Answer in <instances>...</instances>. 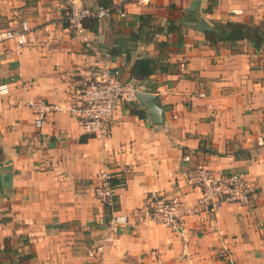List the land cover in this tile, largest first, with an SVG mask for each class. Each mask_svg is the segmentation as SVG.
Wrapping results in <instances>:
<instances>
[{
    "label": "crops",
    "instance_id": "0c3cea01",
    "mask_svg": "<svg viewBox=\"0 0 264 264\" xmlns=\"http://www.w3.org/2000/svg\"><path fill=\"white\" fill-rule=\"evenodd\" d=\"M112 1L125 17L77 31L64 24L63 0H0V30L25 21L32 38L23 47L0 41V85L8 88L0 95V173L9 166L12 174L9 186L0 179V264H264V51L247 41L212 47L196 31L200 15L258 23L264 0H200V13L188 9L191 0ZM169 20L182 26L158 31ZM146 56L163 68L133 78L132 62ZM102 67L157 94L163 124L153 125L137 100L139 115L121 101L106 136L82 132L71 109ZM30 99L66 110L37 128ZM198 164L242 172L254 194L247 204L187 214L177 228L142 222L152 192L197 201L185 171ZM105 166L116 180L114 208L95 194ZM116 212L130 223L113 225Z\"/></svg>",
    "mask_w": 264,
    "mask_h": 264
},
{
    "label": "built area",
    "instance_id": "2783aa9c",
    "mask_svg": "<svg viewBox=\"0 0 264 264\" xmlns=\"http://www.w3.org/2000/svg\"><path fill=\"white\" fill-rule=\"evenodd\" d=\"M97 1L98 5L95 8H87L81 6L80 0H63L68 27L83 31L85 19L126 16L122 3L107 4L104 0ZM147 1L149 0H141V2ZM234 11L239 12V10ZM3 40H12L18 47H23L32 40L31 28L27 22L23 21L12 28L0 30V41ZM96 76L84 83L80 93L81 105L76 110H71L77 112L82 132L106 136L116 108L121 101H135L137 87L122 81L115 72L106 67H102ZM7 92V86L0 85V95H5ZM26 105L33 114L37 128L41 127L48 115L66 110L63 105L45 100L30 99ZM185 176L187 184L200 192L197 201L188 205L180 197L165 198L152 192L148 196L147 204L140 210L139 216L142 222L150 220L177 228L187 214L198 211L212 213L224 202L247 204L256 187L242 172L217 173L203 164L188 168ZM114 179L110 169L107 166L103 167L99 171L95 189L97 198L109 208H114L116 203ZM111 223L117 227H123L130 221L127 215L116 212L112 216ZM219 256L223 254L220 253Z\"/></svg>",
    "mask_w": 264,
    "mask_h": 264
},
{
    "label": "trees",
    "instance_id": "16d2710c",
    "mask_svg": "<svg viewBox=\"0 0 264 264\" xmlns=\"http://www.w3.org/2000/svg\"><path fill=\"white\" fill-rule=\"evenodd\" d=\"M112 0H104V3L111 4ZM142 20V18H140ZM95 18L85 19L83 24L87 21H94ZM67 26V21L64 23ZM182 26L180 23L173 20H169L166 28H157L158 31L164 29L166 33H171L178 31ZM215 29L212 32L205 34V40L209 46H217L220 43H228L229 45L237 44L241 41L251 42L255 47L262 48L264 51V20H260L258 23H241L235 21H225V22H216L214 23ZM144 25H140L139 31L141 33L133 34L132 38L134 41L139 37V34L142 35V29ZM158 46L167 47V43L159 42ZM121 51L111 50L112 54H119ZM163 68L161 65L155 62L151 57H138L136 58L130 67V75L133 78L145 79L149 75L154 73L156 70ZM131 113H136L139 115V112L136 111V104L130 102L128 104ZM84 137H81V141L84 140ZM116 183V180L113 181V184Z\"/></svg>",
    "mask_w": 264,
    "mask_h": 264
},
{
    "label": "water",
    "instance_id": "95a60500",
    "mask_svg": "<svg viewBox=\"0 0 264 264\" xmlns=\"http://www.w3.org/2000/svg\"><path fill=\"white\" fill-rule=\"evenodd\" d=\"M199 5H200V0H191L188 9L200 13ZM214 29H215L214 24L207 21L203 17V15L199 16L198 22L196 24L197 32L206 34L214 31ZM135 98L137 102L144 108L153 125L159 126L163 124L165 119L164 108L157 94L144 92L136 89ZM2 170H4V172L0 173V179L2 180V184L5 186H9L12 174L11 172H6V171H9L10 167L4 166Z\"/></svg>",
    "mask_w": 264,
    "mask_h": 264
},
{
    "label": "rangeland",
    "instance_id": "374dc122",
    "mask_svg": "<svg viewBox=\"0 0 264 264\" xmlns=\"http://www.w3.org/2000/svg\"><path fill=\"white\" fill-rule=\"evenodd\" d=\"M214 24V23H213Z\"/></svg>",
    "mask_w": 264,
    "mask_h": 264
}]
</instances>
